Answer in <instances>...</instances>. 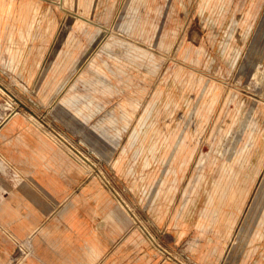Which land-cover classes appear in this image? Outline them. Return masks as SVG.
Wrapping results in <instances>:
<instances>
[{"label":"rangeland","instance_id":"rangeland-1","mask_svg":"<svg viewBox=\"0 0 264 264\" xmlns=\"http://www.w3.org/2000/svg\"><path fill=\"white\" fill-rule=\"evenodd\" d=\"M28 4L56 26L35 66L0 59V126L28 114L94 173L130 260L264 264V0H0V18Z\"/></svg>","mask_w":264,"mask_h":264},{"label":"crops","instance_id":"crops-1","mask_svg":"<svg viewBox=\"0 0 264 264\" xmlns=\"http://www.w3.org/2000/svg\"><path fill=\"white\" fill-rule=\"evenodd\" d=\"M17 13L14 6L0 18V59L19 49L28 69L37 64L34 51L47 47L56 25L48 18L43 24L27 22ZM69 100L63 99L62 109L69 123L80 127V112L69 108L75 102ZM178 151L187 147L176 143L173 158ZM0 156L13 175L0 193V264H14L17 239H30L34 250L20 264H144L142 256L130 260L127 213L94 173L28 114L16 112L2 123Z\"/></svg>","mask_w":264,"mask_h":264},{"label":"built area","instance_id":"built-area-1","mask_svg":"<svg viewBox=\"0 0 264 264\" xmlns=\"http://www.w3.org/2000/svg\"><path fill=\"white\" fill-rule=\"evenodd\" d=\"M30 243L31 241L29 239V241L26 242L23 241V244L19 246V252H21L22 255H20V257L17 254L15 255L14 264H18V262L20 263L23 262L26 259V257H28L32 253V245Z\"/></svg>","mask_w":264,"mask_h":264},{"label":"bare ground","instance_id":"bare-ground-1","mask_svg":"<svg viewBox=\"0 0 264 264\" xmlns=\"http://www.w3.org/2000/svg\"><path fill=\"white\" fill-rule=\"evenodd\" d=\"M31 9H32V5L28 4V7L22 11L20 17H22L23 19H25V21L30 22V17H31ZM262 198V197H261ZM233 197L232 196H228L225 200V203L231 204L233 202ZM263 200V199H262ZM262 202V201H261ZM258 209V208H257ZM221 214H224L223 212H220Z\"/></svg>","mask_w":264,"mask_h":264}]
</instances>
